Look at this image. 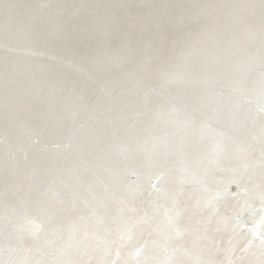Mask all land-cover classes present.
<instances>
[{
    "label": "water",
    "instance_id": "obj_1",
    "mask_svg": "<svg viewBox=\"0 0 264 264\" xmlns=\"http://www.w3.org/2000/svg\"><path fill=\"white\" fill-rule=\"evenodd\" d=\"M16 3L17 7H9L8 13L0 12V157L8 156L0 162V174L9 172L7 175L18 178L29 175L23 187L35 182L31 176L34 166L22 170L19 164L12 169L8 166L16 155H24L20 152L22 148L37 149L38 142H45L44 137L31 142L37 134L30 127L38 120L52 121L56 130L54 142L68 143L64 176L67 188L72 187L70 175L80 168L74 162L82 156L77 154L78 147L92 150L98 146L89 154L92 160H85L84 166H99L98 171H103L108 163L122 165L119 161H124L125 155L118 156L122 147L132 146L140 152L147 145L158 147L155 138L159 135L166 139L172 129L169 127L173 123L162 117L153 118L161 122L143 125L140 120L126 128L123 119L131 115L144 112L151 115L150 112L173 106L176 109L170 113L174 115L189 114L192 109L204 114L199 119L206 116L217 127L229 129L228 124L241 125L243 109L249 108L229 92L232 89L226 85L230 84L239 85L242 93L246 84H253L248 94L255 99L254 104L264 106V72L251 66L264 58V0H17ZM27 9L37 12L26 15ZM179 35L183 36L184 47L175 45ZM228 37L234 42L231 47L241 51L226 52L219 48ZM211 39L217 40L216 44L205 46ZM248 49L252 50L250 54ZM231 53L245 58L235 62ZM246 58L248 64H244ZM173 63L191 69L185 72L186 76L173 75ZM193 70L194 75H206L212 83L197 84L192 78ZM252 75L257 77L251 79ZM235 77L238 84L231 83ZM221 91L228 92L221 95ZM249 106L255 108L253 104ZM248 114L252 116V112ZM86 123L91 126L86 127ZM165 148L168 147L155 149L154 153L159 151L161 155L152 156L146 164L161 165ZM6 160L11 162L6 164ZM103 160L107 161L99 165ZM146 164L122 167L133 172L134 167ZM10 180L15 188L20 187V179L10 177L4 182ZM109 180L100 184L112 190L117 185ZM3 185L2 190L7 191L9 187ZM156 185L157 182L151 183L150 187ZM69 195L68 190L64 197L66 209L74 205L68 200ZM249 232L258 236L254 228Z\"/></svg>",
    "mask_w": 264,
    "mask_h": 264
},
{
    "label": "bare ground",
    "instance_id": "obj_2",
    "mask_svg": "<svg viewBox=\"0 0 264 264\" xmlns=\"http://www.w3.org/2000/svg\"><path fill=\"white\" fill-rule=\"evenodd\" d=\"M16 1L0 0V12L8 13L9 7H17ZM29 11L26 15L37 12ZM231 40L224 39L219 48L241 51L231 47ZM174 42L183 46V36H177ZM216 42L211 39L205 46ZM221 55L220 52L218 57ZM231 56L235 62L245 58L240 59L236 53ZM175 64H171L173 75L186 76L191 69ZM251 66L264 72V58ZM252 76L251 79L257 77ZM192 78L197 84L212 83L206 75L195 74ZM233 82L238 84L236 77ZM246 85L243 93L239 85H226L249 107L243 109L241 125H227L231 131L217 127L206 116L199 119L204 114L192 109L191 116L187 112L170 113L173 106L151 115H131L123 119L126 128L140 120L143 125L161 122L153 118L162 117L173 123L169 127L172 129L166 139L159 135L155 138L158 147L147 145L141 152L132 146L122 147L118 156L125 155V160L119 163L146 164L152 156L161 155L159 151L154 153L155 149L168 147L161 165L133 166V172H127L122 165L106 163L107 170L98 171L99 166H84L98 146L92 150L78 147L77 154L82 156L74 162L80 168L70 175L71 183H67L72 187L67 188L64 176L68 143L54 142L52 121L31 124L30 129L37 134L32 144L40 141L39 137H44L45 142H38L37 149L22 148L24 155L12 158L14 164L8 167L19 164L22 170L34 166L31 176L35 182L27 188L23 185L29 175L18 178L7 175L9 172L0 174V264H264V106L253 103L255 99L248 89L254 85ZM252 104L255 108L249 106ZM3 158L8 156L0 157V162ZM11 161L6 160V164ZM10 177L20 179L19 188L11 180L4 182ZM106 179L117 186L107 190L102 186ZM156 182L154 188L150 187ZM2 184L10 190H2ZM68 190V200L77 205L71 209L65 207ZM253 228L258 236L250 234Z\"/></svg>",
    "mask_w": 264,
    "mask_h": 264
}]
</instances>
